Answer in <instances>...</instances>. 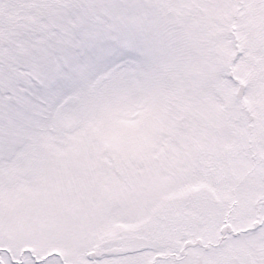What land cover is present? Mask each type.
Wrapping results in <instances>:
<instances>
[{
  "label": "snow or ice",
  "instance_id": "obj_1",
  "mask_svg": "<svg viewBox=\"0 0 264 264\" xmlns=\"http://www.w3.org/2000/svg\"><path fill=\"white\" fill-rule=\"evenodd\" d=\"M0 264H264V0H0Z\"/></svg>",
  "mask_w": 264,
  "mask_h": 264
}]
</instances>
